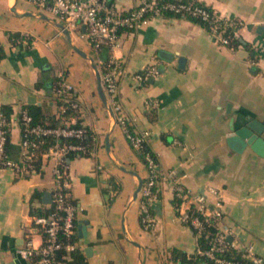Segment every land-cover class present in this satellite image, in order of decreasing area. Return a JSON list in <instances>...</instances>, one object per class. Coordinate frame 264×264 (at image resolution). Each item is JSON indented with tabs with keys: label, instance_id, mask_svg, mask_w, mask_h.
<instances>
[{
	"label": "crops",
	"instance_id": "obj_1",
	"mask_svg": "<svg viewBox=\"0 0 264 264\" xmlns=\"http://www.w3.org/2000/svg\"><path fill=\"white\" fill-rule=\"evenodd\" d=\"M200 1L244 23L239 46L220 44L191 20L161 17L124 31L116 49L97 54L83 25L67 35L63 22L41 6L0 0V106H10L14 117L23 106L57 115L51 91L65 71L80 102V118L98 137L94 152L77 156L70 166L78 244L88 264H173L170 249L193 254L197 244L194 230L177 217L168 185L152 203L153 226H142L140 201L133 196L148 170L100 97L96 68L100 71L98 58L107 55L123 63L124 114L138 132H150L149 146L162 167L175 168L194 191L218 189L223 223L234 229L235 241L264 256V155L236 134L250 120L264 124V0ZM113 2L126 11L141 0ZM153 65L157 74L136 79ZM21 135L14 124L8 153L15 161L21 160ZM54 187L50 162L30 174L0 168V264H36L17 250L29 241L42 245L31 209L48 206L43 195ZM36 191L41 199L34 197ZM85 221L87 234L81 236Z\"/></svg>",
	"mask_w": 264,
	"mask_h": 264
},
{
	"label": "built area",
	"instance_id": "obj_2",
	"mask_svg": "<svg viewBox=\"0 0 264 264\" xmlns=\"http://www.w3.org/2000/svg\"><path fill=\"white\" fill-rule=\"evenodd\" d=\"M41 6L54 17L59 18L68 30H75L79 25L85 27L84 36L94 51L101 54L105 50L113 51L120 45V36L124 31L136 30L143 23L154 18L165 17L167 11L185 15L187 12L209 20L208 32L222 45L230 46L234 38H239V31L244 25L241 20L225 18L218 14L210 18V13L194 2H160L159 0H141L131 10L118 9L113 0H28ZM226 27L235 29L233 36L224 34ZM231 47V46H230ZM98 66L103 61L98 58ZM159 72L153 65L144 72L135 75L136 79L146 81L148 76ZM101 73L102 85L108 105L114 113L116 123L123 129L132 148L143 151L149 142L150 132H138L132 128V121L124 114L119 97L120 80L125 74L123 63L109 57L107 69ZM55 91L59 96L58 115L73 114L68 120L55 126L35 123L27 110H21L17 117H7L0 113V168H12L18 173L37 172L45 162L52 164L55 187L52 191L54 210L48 215L34 217V224L43 234V243L36 247L29 241L17 252L24 260L36 264H63L72 251L79 248L73 236L77 231L78 204L71 194L70 166L71 155H90L95 147L85 142L89 132L88 126L80 118V102L75 95V87L65 71H60L55 80ZM18 124L21 128V160L10 158L7 145L11 128ZM93 144L98 137L92 132ZM71 139L77 140L76 142ZM47 142V143H46ZM179 143L178 140H175ZM41 163H38L40 162ZM148 175L139 192L140 219L144 229H150L154 223L152 203L159 199L163 186L168 185L173 193V206L178 219L196 231L197 239L206 230L207 225L214 224L218 230L210 238L208 247L203 249L196 244L195 252L213 260L216 264H264V256L250 244L235 241L234 229L224 224L223 199L219 190L210 187L206 192L190 189L183 181L184 176L175 168L164 169L151 152L144 154ZM211 196L215 199L212 200ZM230 237L232 240H230ZM65 249L67 254L59 257V251ZM80 249V248H79ZM235 250L241 259L228 258L224 254Z\"/></svg>",
	"mask_w": 264,
	"mask_h": 264
},
{
	"label": "trees",
	"instance_id": "obj_3",
	"mask_svg": "<svg viewBox=\"0 0 264 264\" xmlns=\"http://www.w3.org/2000/svg\"><path fill=\"white\" fill-rule=\"evenodd\" d=\"M159 1L162 3H164V2H186V3L194 2V5L199 6L203 9H206L210 13V18H213L219 14L213 7L205 4L204 2H202L200 0H159ZM165 17H178V18L188 19V20H191L195 23L200 24L206 30H209V25H210L209 20H204L201 16H194L189 12H187L185 15H180V14H175L174 12H171V11H167L165 14ZM234 32H235L234 28L226 27L224 34L231 37V36H233ZM19 37L20 36L18 34L14 35V38H19ZM240 44H241L240 39L234 38L232 40L230 46L235 47V46H239ZM3 56H4V54L2 53V50L0 47V58ZM109 57L110 56L107 55L106 58L103 59V64L100 66V71L102 73H104L105 70L107 69ZM51 92H52V96L55 100V103L58 106V104L60 103V100H59V96L57 95V93L55 91V82L53 83ZM23 110H27L33 116L35 123H42V124L49 125V126L58 125L62 122V120H68L69 118H71L73 116V114H67L65 116H59L58 113H57V115L46 116L45 114L42 113L41 108L39 106H23ZM0 113H3L7 117H10L13 113V110L8 105H1L0 106ZM132 128H134V127L132 126ZM91 134H92V131L89 130V132L87 133V136L85 137V142L90 144V147H93V146L96 147L97 144L96 145L93 144L94 142L92 140ZM71 141L76 142L77 140L71 139ZM8 148H9V142L7 145V149ZM146 152H151L152 154H154V156H156V154L150 148L149 142L145 144L143 151H138L137 154L140 156V158L142 160H144V154ZM80 156H86V155L84 154V155H80ZM76 157L77 156H74V155L70 156L71 159H74ZM156 158H158V157L156 156ZM38 163H41V160ZM34 197L41 199L42 198V192L36 191L34 193ZM74 202H76V201L74 200ZM76 204H77V202H76ZM54 208H55L54 203L51 202L48 206L43 205L42 207H33L31 209V214L33 217L48 215L51 212H53ZM76 223H77V221H76ZM217 230H218V228L214 224L210 223L209 225H207L206 230L198 237L197 244L200 245V247L203 249L207 248L209 246L208 243H209L210 238L213 237V235L215 234V232ZM194 233L196 234V231H194ZM72 240L79 241V235H78L77 231L74 234ZM66 254H67V252L65 249H62L59 251V257H62L63 255H66ZM68 254H69V258L62 259L63 264H88V261H87L85 254L79 248H77L76 250H74ZM224 256H227L228 258L241 259V255L239 253H237L235 250H231L229 253L224 254ZM169 259H170V261L173 262V264H197V263L216 264L213 260L207 258L206 256L198 254L195 251L193 254H187L186 252L179 250L177 248L170 249V258Z\"/></svg>",
	"mask_w": 264,
	"mask_h": 264
},
{
	"label": "water",
	"instance_id": "obj_4",
	"mask_svg": "<svg viewBox=\"0 0 264 264\" xmlns=\"http://www.w3.org/2000/svg\"><path fill=\"white\" fill-rule=\"evenodd\" d=\"M62 28L64 29V32L67 35H69L68 29H66L64 26H62ZM242 42H243V40H242ZM94 67L96 68L95 64H94ZM96 75H97V79H98V91H99L100 97L102 98V100L105 104H108L107 97H106V94L104 92V88L102 85L101 73L97 68H96ZM109 108L112 111L110 106H109ZM263 132H264V124L257 119H253V120H250L249 122L245 123L244 125H242L240 128H238V130L236 131V134L239 137L247 140V143L250 144L252 146V148L254 150H256L259 154L264 155V139L261 137ZM107 145H108V143H107ZM130 172L132 174H136L133 171H130ZM143 184H144V180L142 178H139V184H138V186L135 190L134 196H133L135 200L138 198L139 192L141 191ZM43 199H44V202H46V203L52 202V193L47 192V191L44 192ZM79 227L81 229V232H80L81 236L83 234L86 235L87 234V222L86 221L84 223L82 222ZM230 240H232L231 237H230ZM90 249L91 248H87L86 251L89 252Z\"/></svg>",
	"mask_w": 264,
	"mask_h": 264
}]
</instances>
